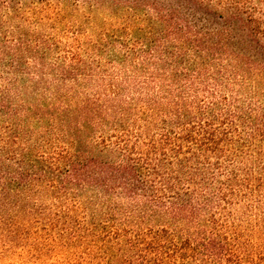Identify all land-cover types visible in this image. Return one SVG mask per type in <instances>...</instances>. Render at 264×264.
I'll return each instance as SVG.
<instances>
[{
  "label": "trees",
  "instance_id": "trees-1",
  "mask_svg": "<svg viewBox=\"0 0 264 264\" xmlns=\"http://www.w3.org/2000/svg\"><path fill=\"white\" fill-rule=\"evenodd\" d=\"M262 99L264 0H0V225L232 263L227 210L264 202Z\"/></svg>",
  "mask_w": 264,
  "mask_h": 264
},
{
  "label": "rangeland",
  "instance_id": "rangeland-1",
  "mask_svg": "<svg viewBox=\"0 0 264 264\" xmlns=\"http://www.w3.org/2000/svg\"><path fill=\"white\" fill-rule=\"evenodd\" d=\"M227 213L238 226L242 245L228 263L264 264V202L245 213L244 208L242 212L230 208ZM94 246L89 254L88 244L65 238L60 227L49 224L47 216L35 213L19 217L14 224L0 225V264H115L107 262L97 249L98 242Z\"/></svg>",
  "mask_w": 264,
  "mask_h": 264
}]
</instances>
